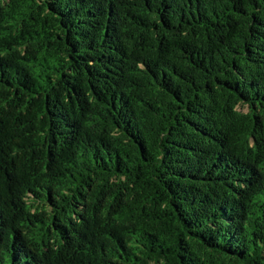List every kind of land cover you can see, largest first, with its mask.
Masks as SVG:
<instances>
[{
    "label": "trees",
    "instance_id": "trees-1",
    "mask_svg": "<svg viewBox=\"0 0 264 264\" xmlns=\"http://www.w3.org/2000/svg\"><path fill=\"white\" fill-rule=\"evenodd\" d=\"M0 264H264V0H0Z\"/></svg>",
    "mask_w": 264,
    "mask_h": 264
},
{
    "label": "rangeland",
    "instance_id": "rangeland-1",
    "mask_svg": "<svg viewBox=\"0 0 264 264\" xmlns=\"http://www.w3.org/2000/svg\"><path fill=\"white\" fill-rule=\"evenodd\" d=\"M243 110H246V107H245V108H243Z\"/></svg>",
    "mask_w": 264,
    "mask_h": 264
}]
</instances>
